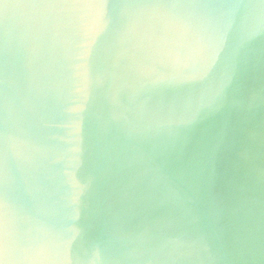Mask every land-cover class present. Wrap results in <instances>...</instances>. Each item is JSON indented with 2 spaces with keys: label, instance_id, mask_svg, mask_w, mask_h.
I'll return each mask as SVG.
<instances>
[{
  "label": "water",
  "instance_id": "water-1",
  "mask_svg": "<svg viewBox=\"0 0 264 264\" xmlns=\"http://www.w3.org/2000/svg\"><path fill=\"white\" fill-rule=\"evenodd\" d=\"M57 2L0 0V264H264V0Z\"/></svg>",
  "mask_w": 264,
  "mask_h": 264
},
{
  "label": "clouds",
  "instance_id": "clouds-1",
  "mask_svg": "<svg viewBox=\"0 0 264 264\" xmlns=\"http://www.w3.org/2000/svg\"><path fill=\"white\" fill-rule=\"evenodd\" d=\"M54 15L64 21L65 25L74 30L87 29L104 15L105 5L94 0H58L53 5ZM135 23H141L138 14H133ZM215 49L206 52H193L195 62L205 69L204 74L211 70L209 61L215 56Z\"/></svg>",
  "mask_w": 264,
  "mask_h": 264
}]
</instances>
